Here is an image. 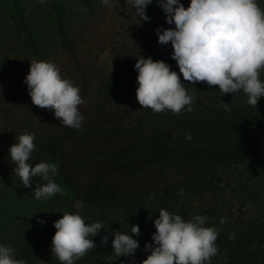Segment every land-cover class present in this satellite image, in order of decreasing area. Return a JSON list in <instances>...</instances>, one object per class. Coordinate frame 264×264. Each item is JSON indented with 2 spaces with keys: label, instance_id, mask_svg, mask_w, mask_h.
Wrapping results in <instances>:
<instances>
[{
  "label": "rangeland",
  "instance_id": "374dc122",
  "mask_svg": "<svg viewBox=\"0 0 264 264\" xmlns=\"http://www.w3.org/2000/svg\"><path fill=\"white\" fill-rule=\"evenodd\" d=\"M55 1L63 4L62 11L52 5L54 0L43 3L40 0H0V148L9 151L10 146L18 142L8 129L3 107L11 100L18 103L15 95H27L24 81L30 61L41 55L42 61L53 62L59 69L67 61L64 54L69 51H64L56 32L62 19L69 40L77 30L87 38L79 45L77 60L86 65L92 78L86 97L88 105L93 113L106 112L112 121L104 127L75 130L68 141L69 159L84 172L83 183L87 181L85 174L96 161L120 165L148 157L158 159L164 147L177 156L194 150L225 155L215 161H197L173 176L164 171L165 174L158 177V184L153 183L149 175L160 172L161 166H151L140 176L136 187L135 180H129L118 193L92 201L82 199L63 178H59L62 195L38 200L34 197L37 184L24 187L18 176L0 167V239L18 238L30 246L34 264H56L58 260L51 249L56 232L54 222L65 212L79 214L86 224L102 221L103 228L93 237L97 247L85 254V262L77 264H139L136 262L138 249L134 257L117 258L112 253L114 237L110 233L119 230L131 234L130 226L139 225L141 234L133 238L152 241L156 231L154 220L164 209L185 220L195 215L207 216L205 226L218 228V238L230 239V235L235 234V238L248 239L241 256L249 255L256 248L264 250V97L255 107L247 103L242 91L222 95L218 86L184 82L187 92L195 98L192 112L184 111L179 116L170 110L154 113L151 109H142L141 105L130 112L119 111L127 89L138 87L134 65L140 56L163 60L179 74L178 65L171 58V43H158L157 28L140 30V18L131 0H119L115 16L106 22L92 21L82 11L84 8L93 10L99 0ZM180 2L185 8L190 4V0ZM257 3L264 9V0ZM156 4L157 0H153L148 6ZM161 27L175 26L165 22ZM45 53L51 56L49 61ZM260 79L264 81V71ZM181 80L183 82L182 74ZM223 102L229 103L231 110H250L253 115L231 119L226 131L215 134L196 136L186 129L187 125L211 124L222 112H229ZM116 115L121 117L116 118ZM153 117L170 118L171 123L163 127L151 125L149 120ZM138 132L144 134L147 142L136 144ZM187 133L191 134V140L185 138ZM102 142L103 147L98 146ZM181 190L183 195H180ZM225 217L226 222L221 224L220 220ZM38 220L45 223L41 225ZM103 235H108V244L100 246ZM239 259L240 256L225 264H237Z\"/></svg>",
  "mask_w": 264,
  "mask_h": 264
},
{
  "label": "clouds",
  "instance_id": "9594fccd",
  "mask_svg": "<svg viewBox=\"0 0 264 264\" xmlns=\"http://www.w3.org/2000/svg\"><path fill=\"white\" fill-rule=\"evenodd\" d=\"M44 0H40L43 3ZM153 0H131L136 15L143 21L150 20L146 9ZM108 7L119 6V0H102ZM166 16V23L174 28H157L158 43L172 46V59L176 61L179 74L171 70L163 60L140 56L134 65L138 72L136 99L142 109L154 113L171 111L182 115L192 112L194 97L184 87V82L195 85L204 82L218 86L222 95L243 92L247 103L255 106L264 97V9L257 0H190L187 8L180 0H157ZM82 11L87 12L84 8ZM181 74L183 82L181 80ZM33 105L54 110L56 118L65 127L80 129L84 116L79 107L84 103L81 89L73 81L61 77L60 69L53 62L30 61L25 81ZM226 111L229 103L223 102ZM187 140L191 134L187 133ZM9 148L13 169L24 187L31 186L33 177H41L43 184L34 190L36 199H48L63 194L62 187L54 177L58 173L55 163L39 162L31 166V154L35 150V135L25 133ZM183 190L180 195H183ZM121 221L124 217L121 216ZM226 217L220 220L223 224ZM208 217L195 215L185 220L179 214L161 209L154 220L153 243H145L150 254L140 264H211L218 254L216 241L219 229L206 227ZM43 225L45 221L38 220ZM52 254L61 264H74L97 245L93 237L101 233L102 221L86 224L79 214L65 212L54 222ZM131 234L119 230L110 233L113 254L134 257L140 247L133 236L141 234L139 225H131ZM235 239V234L230 235ZM108 244V235L101 237L100 246ZM14 249L0 245V264H26L14 258Z\"/></svg>",
  "mask_w": 264,
  "mask_h": 264
},
{
  "label": "trees",
  "instance_id": "16d2710c",
  "mask_svg": "<svg viewBox=\"0 0 264 264\" xmlns=\"http://www.w3.org/2000/svg\"><path fill=\"white\" fill-rule=\"evenodd\" d=\"M98 2L99 4L97 7L93 10H88L85 12V15L88 18L90 17L92 21L98 20L106 22L111 20L112 17L115 16L116 7L112 8L106 6L102 3V0H99ZM52 5H54L58 10L62 11L64 9L62 8L63 4H59L58 1L54 0ZM56 13L58 14L57 11ZM146 15L150 17V20L143 21L140 19L138 24L140 30L153 31L166 22L165 13L158 3L154 7L148 6L146 9ZM79 31L80 30H77L76 35L69 40V34L62 19L56 27V32L62 46L64 47V51H69L67 53L63 52L66 53L64 56H67V61H64L63 65L60 67V74L62 78L73 81V83L81 89L80 95L84 100V103L78 106L80 113L84 116L81 128L104 127L112 122L110 116L106 112L93 113L86 100L92 78H90L88 68L85 69L86 65H83L82 62L77 60V55L79 53L77 50L80 48V43L84 40L87 41L83 32ZM27 34H29V32ZM44 56L48 58L47 61H49V57L51 56L48 53H45ZM36 60L42 61L43 56L37 55ZM65 70H68L70 74L67 75V71ZM136 89L137 88L133 87L127 89L128 93H125L126 95L122 105V110H120V108L119 111L125 110L126 112H130V110L135 109L140 105L136 99ZM15 98L19 99L18 103L11 100V102H6L4 104V119L7 123L9 131L15 137L18 138L20 135L25 133L35 135V150L32 152L31 160L29 161L31 166L35 167V165L39 162L57 164L58 173L54 177L55 182L59 184V178L65 179L71 186L74 187L77 194L82 199L87 201L97 200L106 195L116 194L129 180H135L134 186L136 187L137 181L141 180L140 176L143 173H146L151 166L152 168L161 166L160 172L156 174H154V172H150L149 175V177L152 178V182L158 184V177L165 174V172L170 173V175L173 176L185 171L188 165L197 161L205 159L215 161L225 155L212 151L194 150L184 155L177 156L164 147L159 153L158 159L148 157L132 163L120 165H114L112 162L96 161L91 166V170L88 169V172L85 174V177L87 176V181L83 183L82 178L84 177V172L80 171L81 168L78 164L69 159L68 149V141L71 136H74L75 130L78 129L63 126L61 120L55 117L54 110L42 109L33 105L31 97L28 93L27 95H15ZM250 115H253V112L250 110H230L229 112H222L211 124L201 126L187 125L185 127L196 136L215 134L220 131H226L231 119L245 118ZM117 117H121V115H116V118ZM149 122L151 125L154 124L163 127L169 125L171 120L170 118L165 117H153L149 120ZM135 138L136 144L147 142V138L140 132L136 134ZM103 145L104 142L98 146L103 147ZM0 167L6 169L12 175H15L13 169L16 165L10 161L9 151H5L2 147L0 148ZM31 183L43 184L44 181L41 177L37 176L32 178ZM136 240H138L140 244L136 262L140 264V262L146 259L150 254L149 251L145 250V243L153 242L139 239ZM248 242L249 241L246 238H218L216 246L219 251L218 254L212 258L211 264H225L226 261L231 259L233 260L239 256L240 259L237 264H261L264 260V250L260 248L254 249L252 253L247 256H241L243 248L248 244ZM0 245H10L14 249L13 255L15 259H23L26 264H34L31 258L32 250L30 246L25 244L20 239L14 238L9 241L0 239ZM85 260H87V258H84L83 256L82 258L75 260L74 264H77L80 261L85 262ZM56 264H61V262L58 261Z\"/></svg>",
  "mask_w": 264,
  "mask_h": 264
}]
</instances>
